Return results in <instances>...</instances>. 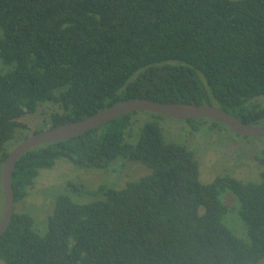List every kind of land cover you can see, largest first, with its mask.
Wrapping results in <instances>:
<instances>
[{
	"label": "trees",
	"instance_id": "trees-1",
	"mask_svg": "<svg viewBox=\"0 0 264 264\" xmlns=\"http://www.w3.org/2000/svg\"><path fill=\"white\" fill-rule=\"evenodd\" d=\"M0 59L10 65L0 72V169L7 143L27 136L18 120L42 105L32 133L132 98L215 105L250 126L264 120V0H0ZM135 113L20 157L15 202L59 158L104 169L123 157L150 173L122 188L101 184L85 203L58 195L43 235L14 212L0 235L4 264L264 259V150L258 182L223 175L202 183L194 152L166 141L156 122L143 123L136 143L125 140ZM225 191L240 204L248 240L222 223Z\"/></svg>",
	"mask_w": 264,
	"mask_h": 264
},
{
	"label": "rangeland",
	"instance_id": "rangeland-1",
	"mask_svg": "<svg viewBox=\"0 0 264 264\" xmlns=\"http://www.w3.org/2000/svg\"><path fill=\"white\" fill-rule=\"evenodd\" d=\"M8 69L10 65L4 64L0 59V72ZM260 98L264 99V96ZM46 105L50 110L51 106ZM46 110V106H39L33 114L23 116L18 121L31 133L42 125ZM132 116L133 133L125 137L127 142L136 143L144 122H156L166 141L184 145L194 152L198 161L199 180L202 183H210L223 175H230L244 182L259 181L261 167L256 157L264 150V135L240 136L210 119L179 120L148 111L137 112ZM263 125L264 120L257 126ZM24 136H16L7 143V148L10 150ZM148 173L150 168L146 165L123 157L115 158L104 169L78 166L65 158H59L53 167L38 171L33 185L27 189V195L14 204V212L27 213L32 218L34 229L43 235L58 195L66 194L74 202L85 203L92 199L91 190L101 184L122 188L128 181L138 180ZM68 183L80 186L81 191H72ZM228 193L225 191L219 195L220 200L227 206L221 218L222 223L236 237L248 240L247 226L239 211L240 204ZM2 208L0 194V217ZM0 264H4L1 259ZM253 264H264V259Z\"/></svg>",
	"mask_w": 264,
	"mask_h": 264
},
{
	"label": "water",
	"instance_id": "water-1",
	"mask_svg": "<svg viewBox=\"0 0 264 264\" xmlns=\"http://www.w3.org/2000/svg\"><path fill=\"white\" fill-rule=\"evenodd\" d=\"M142 111L165 115L179 120L211 119L224 124L237 135L245 137L264 135V126L247 125L215 105L183 102L161 103L144 98L124 100L87 118L28 135L8 151L1 164L0 180L3 208L0 218V235L8 227L14 213L13 172L18 160L25 152L41 144L79 136L91 129L104 125L112 119Z\"/></svg>",
	"mask_w": 264,
	"mask_h": 264
},
{
	"label": "flooded vegetation",
	"instance_id": "flooded-vegetation-1",
	"mask_svg": "<svg viewBox=\"0 0 264 264\" xmlns=\"http://www.w3.org/2000/svg\"><path fill=\"white\" fill-rule=\"evenodd\" d=\"M51 128H52V127H51ZM47 129H49V128H47ZM23 131H24V132H25V134L28 136V135H31V134H36V133H39V132H41V131H43V130H41V131H38V132H36V133H32V132H31V133H29V132H28L27 130H25V129H24ZM22 139H23V138H22ZM19 141H20V140H19ZM19 141H18V142H19ZM29 150H31V149H29ZM29 150H28V151H29ZM140 178H141V177H140ZM67 185H68V184H67ZM26 195H27V194H26ZM26 195H25V196H26ZM15 203H16V202L14 201V204H15Z\"/></svg>",
	"mask_w": 264,
	"mask_h": 264
}]
</instances>
